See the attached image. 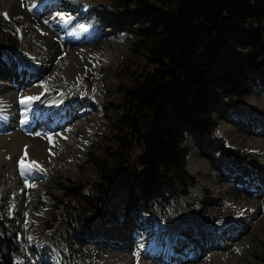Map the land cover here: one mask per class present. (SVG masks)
I'll use <instances>...</instances> for the list:
<instances>
[{"label":"rangeland","instance_id":"374dc122","mask_svg":"<svg viewBox=\"0 0 264 264\" xmlns=\"http://www.w3.org/2000/svg\"><path fill=\"white\" fill-rule=\"evenodd\" d=\"M33 1L0 0V82L13 87L14 85L10 83L11 79L17 77V73L20 72L19 76H22L25 81L29 76L30 82L25 83L22 80L14 88L27 90L29 87L35 86L38 79L44 78L43 85H45L47 93L43 97L37 98L36 107L39 110L41 108L45 111L49 110L51 102L61 95L86 93L88 97L85 102L79 105L83 107V110L74 113L75 119L83 117L85 123H78L72 119V115L70 116L71 127L66 131L70 135L75 134V139L73 141L65 140L63 145H60L59 142H52L50 144L51 152H48L49 156H45L44 161L37 158L36 155L39 153H36L34 148L31 149L29 146L31 151L27 148L29 143H23L20 154H17L10 152L6 143L0 142V197L7 190L4 197L0 198V214L4 218H11L6 223L4 222V228L0 227V232L13 239L10 245H14L16 249L12 251L11 255L17 264H33L27 260L28 254L33 252L37 258H45L38 264H45L48 261L47 256L54 255L55 250H57L55 256L57 261L46 264H100V259L97 256L99 252L103 255H110L128 250L131 254L137 255L136 236L138 231L145 232L147 229L155 232V239H157L158 232L161 231H167L169 234L175 233L176 238L168 252L173 253V246L178 244L180 245L175 249H181L183 244L191 247L197 245V249H199L197 253L200 254L199 261H204L203 264H264V208L256 206L257 199L261 195L253 188H246L247 180L244 182L242 175L243 172H247L245 162L254 164L263 175L259 178L258 171H255L253 167L255 174L252 173V183L257 188L263 189L261 183L258 186L255 182L260 179L261 182H264V149L250 146L247 138H253L256 135L264 140V135H254L251 126H244L245 123L239 122L243 120L240 115L249 111L253 114H262L264 109V87L262 85L261 88L257 85L252 88L253 91L251 90V93H248L240 102L229 101L223 111L217 110L215 114L211 112V118L215 123L213 134H210L211 140L210 138L205 139L206 133L194 132L187 135L183 141L186 152L185 169L193 177L194 184L189 187L186 194L170 195L167 202L162 199L159 201L152 199L136 203L137 209L131 210L128 203V191L123 190L111 200L108 209L113 213L100 217L91 211L95 215V219L86 221L87 225L89 222L93 227V231L89 234L83 233L80 236L73 234L71 227L66 229L56 225L45 240L41 238L42 222L45 219L51 220L53 216L57 215L58 220L54 221L58 223L61 219H66L72 214L86 217L85 214L89 210L86 209L83 214L79 209L78 202L80 201L78 200H67L64 205L56 203L52 196L60 193L57 182L63 181L66 176L76 177L86 183L97 179V174L89 163L88 154L92 151L104 152L105 141L112 144L114 134L112 123L117 122L122 113V100H120L122 88H118L119 81H126V76L131 71L140 70L146 65L145 48L141 42L143 34L140 29L133 26L131 15L126 10L127 7L120 5L118 8V6H113L114 3L111 4L112 1H108L109 4L107 2L100 5L98 0H83L82 4L77 3V0H53L52 5L49 6L53 9L52 11L47 12L46 8L45 11L36 12L37 8L33 6L35 3ZM132 4V2L128 4L129 8L132 7ZM102 6L113 11L112 17L105 14L106 11ZM117 9L122 10L117 11ZM81 10L84 11V15L81 19H77ZM58 12L68 20L76 19L73 22H61L59 25L57 20L56 28L44 23L46 15L51 16ZM41 13L45 14L37 15ZM80 21H83L93 32L98 28L94 32L95 35L86 41L85 45L88 47L86 51L83 46L77 45L78 43L73 41V38V40H66V36L63 37L61 33L65 29H70L73 36L78 38L81 28ZM119 44L124 47L116 53V47ZM27 49L37 52L38 57L41 58H39L40 68L31 63L32 67L23 69V66H27L32 60L31 53L26 52ZM78 49H82L80 51H84L87 55L83 53L84 57H79L75 52ZM18 53L23 58L24 65L20 66L16 64L17 62L15 63L14 58L18 56ZM92 60L95 63H91ZM72 63L82 65V79L72 80L69 73ZM261 66L264 67L263 64ZM33 67L39 69V78H32L36 72ZM19 103L21 104V101L16 104ZM14 104L15 101L10 98L5 103L6 106ZM248 105L250 107H247ZM236 110L240 117L232 115ZM94 113L97 116L93 120L91 118ZM244 118L246 122V115ZM17 119L16 117L14 123ZM139 127L143 126L139 124ZM31 134L33 139L45 141V134L38 132L37 129ZM128 138L130 141L127 150L128 158L138 162L137 154L143 150V141L141 138L137 139V132L129 134ZM78 140L82 143L81 149L74 148V145L78 144ZM216 152L225 153V156L234 164L235 172L238 174L236 178L229 179L226 176L230 168L221 163ZM18 160L21 161V167L26 168V170L21 169L26 177L30 178L32 174L36 175L34 188L31 190L23 189V184L27 179L21 173L20 167L16 166ZM37 165L40 170L36 168ZM236 181L241 183V190L236 188L238 186L237 183H234ZM183 187L186 188V186ZM20 189L23 191L20 192ZM238 198L242 199L245 204V213L243 219L238 217L234 221L239 210L235 203ZM80 199L82 202L86 201L87 195L84 194ZM72 208L75 210L70 212ZM182 212L195 220L197 225L204 230L209 227H204L203 221L211 220L216 227L220 228H222L221 223L229 222L228 226L223 228V233L221 230L223 240L205 244L194 232L190 223L175 231L179 213ZM121 213L125 215L123 221H119L118 216ZM138 215H144L138 217L142 224L137 222L136 216ZM231 221L235 222V227L232 226ZM158 222L164 228L155 230ZM94 226H96L95 229ZM213 230L210 228L211 233L217 235ZM224 230L225 232L229 231L228 233L231 232V235L225 234ZM181 231V237H179L178 234ZM96 232L99 235L107 236V242L97 243L93 239L92 241L95 243L88 239ZM115 237L120 243L115 241ZM217 237L219 239L218 235ZM153 241L155 240L150 239L149 250L146 251V254L151 251L166 253L162 252L164 250L162 246L156 248ZM229 241H231V245H227L226 250H229L228 257H211L212 251L206 253L208 249L218 248L222 242L226 245V242ZM239 243H242L241 249ZM216 251L219 250H213V252ZM5 252L7 251H2V253ZM204 254L206 255L204 256ZM72 256L75 257L74 261ZM182 256H189V252H182L175 259L178 260ZM141 261L142 264H152L153 260L144 256ZM118 262L108 264H118Z\"/></svg>","mask_w":264,"mask_h":264},{"label":"trees","instance_id":"16d2710c","mask_svg":"<svg viewBox=\"0 0 264 264\" xmlns=\"http://www.w3.org/2000/svg\"><path fill=\"white\" fill-rule=\"evenodd\" d=\"M105 1L127 7L133 26L143 34L146 67L119 81L122 113L112 123V144L105 141L104 152L88 154L97 179L86 183L66 176L57 182L59 195L52 196L59 205L78 200L83 214L92 209L100 217L113 213L108 209L110 201L123 190L128 191L129 208L152 199L167 202L175 193L186 194L194 183L185 169L183 141L189 133L212 132L215 123L210 106L223 96L232 99L237 92L235 100L239 101L254 82V73L264 70V0H100ZM198 50H202L200 83L168 68L174 60ZM148 122L153 150L150 161L139 164L128 158V135L137 132L140 139ZM84 194L87 199L82 202ZM90 213L86 217L72 214L58 223L52 215L42 222L41 236L47 237L56 225L71 227L80 236L90 233L92 228L86 223ZM7 220L10 218L0 214V227ZM12 241L0 232V264H17L10 255L15 248Z\"/></svg>","mask_w":264,"mask_h":264},{"label":"bare ground","instance_id":"6f19581e","mask_svg":"<svg viewBox=\"0 0 264 264\" xmlns=\"http://www.w3.org/2000/svg\"><path fill=\"white\" fill-rule=\"evenodd\" d=\"M34 2L36 3V2H38V0H34L33 3ZM52 2H53V0L43 4V6L38 7L35 11L36 12H39L42 10L45 11L46 8H48L49 6L52 5ZM35 3L33 4V6H35ZM47 5H48V7H47ZM48 18L53 19L55 22H57V20H58V25L61 22H69L68 19L63 14H60L59 12L57 14H51V16L46 15L44 17V19H48ZM58 25H57V27H58ZM80 26H81V28H80V34H79L78 38L73 36V34H72L73 32L71 33L70 29H65V30L61 31V33H62L63 37L66 36V40H71L73 38L74 40L73 39L72 40L75 41L76 43H78L77 45L83 46L84 50L86 51V50H88V47L85 45L86 41L95 35L94 32L97 31L98 28H96L93 32V31L88 29V27L85 25V23L83 21H80ZM117 46L118 47H116V53L119 51V49H123V47H124V46H122V44H119ZM94 49L96 50V48H94ZM80 50H82V49H78L75 52L78 54L79 57H81V56L84 57L83 53L84 54H86V53L84 51H80ZM26 52H28V54L31 53L30 56L32 57V60L27 64V66H23V69H24V67L25 68L32 67L31 63H33V62H36V65L38 66V68H40L41 62L39 60L37 52H35L34 50H30V49H27ZM20 56H21L20 53H18V56L14 58L15 59L14 61H15V63L17 62L16 64L21 66V65H24V62L22 61L23 58ZM101 60H103L102 57H101ZM91 63H95V61L92 60ZM81 66H82L81 64H79V65L73 64L72 67H70L69 73L71 75L72 80L75 81L76 79H82L83 78V76H82L83 70H81ZM38 68L36 67V69H35V67H33L34 71H36L35 74L32 75V78H34V79L39 78V74H38L39 69ZM43 79L44 78L38 79L37 80L38 82L35 84V86H33L31 88L29 87V89H27V90H23V89L17 90L16 88L12 87L10 84L7 85L6 83L0 82V128H2L4 130L3 132H5L6 129L8 128V132H6V133L2 132V134H0V142H2L4 144L6 143L8 150L10 152L17 153V154H20L21 146L23 143H29V144H27V146H28L27 148L30 151L32 148H34L35 152L39 153L36 155L37 158L44 161L45 156H47V157L49 156L48 152H51L50 144L52 142H59L60 145H63L65 140L73 141L75 139V134L70 135V133L68 131L61 128L60 121L63 120V116L59 115L57 113V111H54L51 108V106H50L49 110L47 109L45 111L42 108H41V110H39V108L37 109V107H36V105L38 104L37 103L38 99H32L29 102V98L37 97V94H39L41 92V90L43 88H45V85H43ZM9 98L11 100L15 101V104L13 106H6L5 105L6 101ZM21 99H24L25 103L16 104L17 102L21 101ZM17 107H20V108L17 109ZM31 112L37 116V119L40 122L42 121V123L46 124L47 128L49 129L48 134H45V141H42L40 139H33L34 137H32L31 133L26 134V133L22 132L21 130H18L14 126V124H15L14 121H15L16 117L18 118L16 120V122H18V120L20 118H23L27 114L30 115ZM234 114H235L234 117H236V115H237V117H240L237 110L234 112ZM96 116H97V114L94 113V115H92L91 119L95 118ZM75 118H76L75 115H72V119H75ZM240 118H242V117H240ZM75 120L78 123L79 122L85 123L83 117H80V118L77 117V119H75ZM250 120H252V122H249ZM20 121H22V120L20 119ZM244 126H252L256 129L261 128L262 126H264V117L259 118V116H252L251 117L249 115H246V122H245ZM227 127H229V126H227ZM254 132H255L254 135L258 133L256 130ZM206 134L207 135L205 136V139H209L210 134H208V133H206ZM211 139L212 138H210V140ZM247 139H248V144H250V146H254V147H258L260 149H264V140L262 138L257 137L255 135V137L247 138ZM29 146H31V149ZM74 146H75L74 148H80V146H82L81 141L78 140V144H76ZM216 154L218 156H221L219 154V152H216ZM16 159H15V161H16ZM30 159H31V157H30ZM27 168H30V167H27ZM246 168H247V166L245 167V170L247 172H243V174H242L244 182L247 180L245 182L246 188H248V189L253 188L254 190H257V192L258 191L260 192L259 195H261V197L259 199H257L258 203L256 206H258L260 208H262V207L264 208V182H261V179H260V183L263 186V189L257 188L256 185H254L252 183V178H253L252 173H255L254 172L255 168L253 170V166H252L250 171L247 170ZM21 169L26 170V168L23 166L21 167ZM255 171H258L257 175H259V178H261L260 176H262L263 173L259 170H255ZM227 173L228 174L226 176L229 179L236 178L238 175L237 172H235L234 168L230 169ZM254 182H255V180H254ZM234 183H237L238 186L236 188L241 190V186H240L241 183H239V181H236ZM235 203H236V206L238 207L239 210H238V214H237L236 218L233 219L234 221H236V219L238 217L243 219V215L245 213V204L243 203L242 199L238 198V200H236ZM253 210H254V208H253ZM182 213L178 217V222L175 225V231H177L179 228L185 226L187 223H190L194 229V232L201 238V240L203 242H205V244L208 245L212 241L215 242L216 240L217 241H219L220 239L223 240V237H221V235H222L221 233L218 235L219 239H217L218 238L217 235H213L210 231V228H207L205 230L202 229V227L200 228L197 225L195 220L187 217V215L182 216ZM183 214H185V213H183ZM139 222L141 223V221H139ZM234 224H235V222H232L233 227H235ZM239 226L241 227V224H239ZM160 227H162V225L157 224L155 230H160ZM228 232L229 231L225 232V230H224L225 234L231 235V232L230 233H228ZM222 233H223V229H222ZM154 234H155V232L151 229H147L145 232L138 233V235H137L138 250L143 251L142 256H139L136 254L133 255L128 250H123L122 252H115V253H112L110 255H103L99 252L97 254L98 258L100 259L99 263L100 264H108L110 262L115 263V262L119 261L118 264H139L141 261V258L144 257L146 254V251L149 250V244L148 243H149L150 239L154 240V237H155ZM171 236H172V239H169L165 244H161L162 248L164 249L162 252H168L170 245L172 243H174L175 233L171 232ZM178 242H179V240H178ZM154 243H155V241H153V244ZM230 243H231V241L226 242V245L224 248L220 246L218 248L213 247V248H210L208 250L206 249L207 250L206 253L208 251L209 252L212 251L210 254L211 257H214V256L221 257V258L228 257L229 256V252H228L229 250L228 251H226V250L228 247L227 245H231ZM234 243H236V242H234ZM34 244L36 245V243H34ZM239 244H240V249H241L242 243H239ZM197 248H198L197 245H194L193 247L190 246L189 256H182L178 260L174 258V260L178 261L179 264H203L204 261H202V260L199 261L200 254L197 253L199 250ZM214 249L219 250V251L213 252ZM151 253H153V252L151 251L150 254ZM202 253H204V252H202ZM240 253H242V252H240ZM205 255L206 254H204V256ZM210 256H208V257H210ZM50 259H53V258H50ZM194 260H196L197 262H195ZM52 261H54V260H52ZM151 263L155 264L153 261H151ZM156 263H158V262H156Z\"/></svg>","mask_w":264,"mask_h":264},{"label":"water","instance_id":"95a60500","mask_svg":"<svg viewBox=\"0 0 264 264\" xmlns=\"http://www.w3.org/2000/svg\"><path fill=\"white\" fill-rule=\"evenodd\" d=\"M202 50H198L192 55L184 58H178L170 63L169 69H178L180 74L194 83H200L202 80V67L199 64V58ZM141 139L143 141V150L137 154V160L140 164H147L151 159L153 150V138L151 131V122L141 131ZM94 214L88 218L94 219Z\"/></svg>","mask_w":264,"mask_h":264},{"label":"snow or ice","instance_id":"6c2138e0","mask_svg":"<svg viewBox=\"0 0 264 264\" xmlns=\"http://www.w3.org/2000/svg\"><path fill=\"white\" fill-rule=\"evenodd\" d=\"M38 97H31V98H29V102L32 100V99H37ZM21 103L23 104V103H25V100L24 99H21Z\"/></svg>","mask_w":264,"mask_h":264}]
</instances>
